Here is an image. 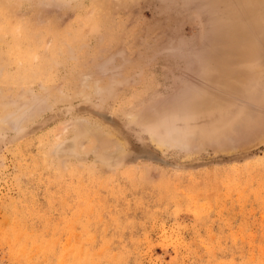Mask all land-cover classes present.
Returning <instances> with one entry per match:
<instances>
[{
	"label": "rangeland",
	"instance_id": "rangeland-1",
	"mask_svg": "<svg viewBox=\"0 0 264 264\" xmlns=\"http://www.w3.org/2000/svg\"><path fill=\"white\" fill-rule=\"evenodd\" d=\"M0 264H264V0H0Z\"/></svg>",
	"mask_w": 264,
	"mask_h": 264
}]
</instances>
